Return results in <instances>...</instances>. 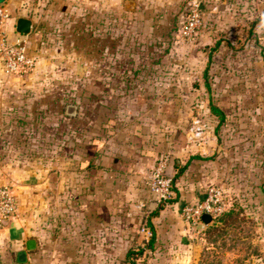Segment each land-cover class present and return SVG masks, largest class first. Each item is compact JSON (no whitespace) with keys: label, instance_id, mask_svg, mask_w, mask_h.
Segmentation results:
<instances>
[{"label":"rangeland","instance_id":"1","mask_svg":"<svg viewBox=\"0 0 264 264\" xmlns=\"http://www.w3.org/2000/svg\"><path fill=\"white\" fill-rule=\"evenodd\" d=\"M143 2L10 0L15 15L34 20L36 65L0 68V186L13 189L30 169L73 172L92 121L130 119L145 107L140 97L177 93L182 112H205L198 120L215 129L219 173L205 197L216 185L224 202L212 222L189 223L192 242L177 264H264V0L212 1L193 40L182 33L188 0ZM148 244L80 263L162 264Z\"/></svg>","mask_w":264,"mask_h":264},{"label":"crops","instance_id":"2","mask_svg":"<svg viewBox=\"0 0 264 264\" xmlns=\"http://www.w3.org/2000/svg\"><path fill=\"white\" fill-rule=\"evenodd\" d=\"M92 84L103 85L99 80ZM178 98L177 93L165 98L150 93L139 98L145 107L132 111L130 119L110 114L100 124L92 121L73 172L30 169L13 178L19 214L0 229V264H20L18 252L30 238L37 240V249L27 255L31 264L124 258L150 242L153 232L151 246L160 263L184 261L192 234L181 210L186 203L201 201L215 181L218 161L211 155L219 144L211 123L198 120L206 113L182 112ZM164 159L174 189L159 204L149 175ZM62 197L66 206L58 210ZM164 251L173 254L164 257Z\"/></svg>","mask_w":264,"mask_h":264},{"label":"built area","instance_id":"3","mask_svg":"<svg viewBox=\"0 0 264 264\" xmlns=\"http://www.w3.org/2000/svg\"><path fill=\"white\" fill-rule=\"evenodd\" d=\"M42 1V0H38ZM215 0H188L187 16L183 26V36L193 40L204 24L202 12L206 4ZM10 6V0L0 3V67L8 74H18L32 70L36 65L30 34L17 31L18 17ZM33 20V19H32ZM33 20V30H34ZM167 161L159 160L149 175V188L155 200L160 204L166 203L173 194V178L166 173ZM223 190L211 185L207 196L197 203H186L182 207L183 218L194 225L202 224L203 215L209 213L215 219L223 210ZM19 214L17 197L8 185L0 186V229Z\"/></svg>","mask_w":264,"mask_h":264},{"label":"water","instance_id":"4","mask_svg":"<svg viewBox=\"0 0 264 264\" xmlns=\"http://www.w3.org/2000/svg\"><path fill=\"white\" fill-rule=\"evenodd\" d=\"M7 0L0 1L3 3ZM133 3V1L131 2ZM17 31L21 34H30L33 31V20L31 18L20 16L16 23ZM204 223L208 224L213 221V216L209 213L203 215ZM26 249L18 252V263L20 264H31L28 262V252L35 251L37 249V240L30 238L26 241Z\"/></svg>","mask_w":264,"mask_h":264},{"label":"trees","instance_id":"5","mask_svg":"<svg viewBox=\"0 0 264 264\" xmlns=\"http://www.w3.org/2000/svg\"><path fill=\"white\" fill-rule=\"evenodd\" d=\"M211 110L219 118V123H223L224 121H226V113L224 112V110L220 106H218L216 104H213L211 106ZM173 189H174V187H173ZM172 200H173V198H172ZM152 231H154L153 226H152ZM153 240H154V232H153V236H152V238H151V240L149 242L150 247H151V245L153 243Z\"/></svg>","mask_w":264,"mask_h":264}]
</instances>
